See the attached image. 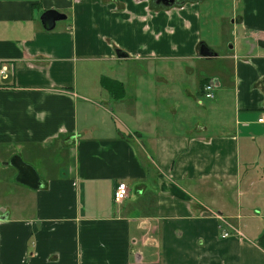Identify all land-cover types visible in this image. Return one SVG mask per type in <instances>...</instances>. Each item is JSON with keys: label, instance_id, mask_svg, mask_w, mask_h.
<instances>
[{"label": "crops", "instance_id": "0c3cea01", "mask_svg": "<svg viewBox=\"0 0 264 264\" xmlns=\"http://www.w3.org/2000/svg\"><path fill=\"white\" fill-rule=\"evenodd\" d=\"M0 60V264H264V0H0Z\"/></svg>", "mask_w": 264, "mask_h": 264}, {"label": "rangeland", "instance_id": "374dc122", "mask_svg": "<svg viewBox=\"0 0 264 264\" xmlns=\"http://www.w3.org/2000/svg\"><path fill=\"white\" fill-rule=\"evenodd\" d=\"M224 13V16L229 17V13L231 12V10H222ZM215 20H217V17L215 15L212 16ZM221 26L219 24V22L217 23V27ZM219 28V27H218ZM223 29L219 28V30H217V36L220 37L221 33H222ZM199 66H205V68H207L205 70L206 73H213V70L215 68L214 64H203ZM201 75V74H200ZM199 75H197L198 78ZM196 78V79H197ZM194 79L190 78V82L189 84L191 85ZM191 87H193V84L191 85ZM190 87V88H191ZM201 102V103H200ZM200 104H204L206 105L207 103H209V100L205 99V98H200L199 100ZM190 118H192L193 120L196 119V114H187ZM32 191H30L29 189H26L24 187H22L21 185L17 184L15 182V180L13 179L12 182H10L9 184H6L5 186H0V214H2L3 209L9 207L10 209H17L21 206V202L27 200V201H31L32 200ZM29 210H31L32 208H28Z\"/></svg>", "mask_w": 264, "mask_h": 264}, {"label": "built area", "instance_id": "2783aa9c", "mask_svg": "<svg viewBox=\"0 0 264 264\" xmlns=\"http://www.w3.org/2000/svg\"><path fill=\"white\" fill-rule=\"evenodd\" d=\"M13 65L10 62L0 60V90L7 86V82L13 74ZM204 98L210 100L214 96V85L209 83L203 88ZM259 123L264 124V117L259 120ZM129 198V190L125 183H119L114 191V201L122 203ZM228 235L226 234L225 237Z\"/></svg>", "mask_w": 264, "mask_h": 264}, {"label": "water", "instance_id": "95a60500", "mask_svg": "<svg viewBox=\"0 0 264 264\" xmlns=\"http://www.w3.org/2000/svg\"><path fill=\"white\" fill-rule=\"evenodd\" d=\"M163 4L165 6H174L176 5V0H157V4ZM64 17L62 15H60L59 13L55 12V11H49L46 12L43 16H42V24L44 26V28L48 31H51L55 28V25L58 21L63 20ZM201 56L203 58H212L213 57V53L210 52V50L206 47V46H202L201 48ZM14 166L20 171L22 172L24 169H29L27 166H24L21 163H14ZM25 181H23V183L28 184V186L30 187H35V182H36V175L32 176H27L25 175ZM24 178V177H23Z\"/></svg>", "mask_w": 264, "mask_h": 264}, {"label": "trees", "instance_id": "16d2710c", "mask_svg": "<svg viewBox=\"0 0 264 264\" xmlns=\"http://www.w3.org/2000/svg\"><path fill=\"white\" fill-rule=\"evenodd\" d=\"M102 86L109 91L114 100H121L125 96L124 85L120 82L113 81L110 79H103Z\"/></svg>", "mask_w": 264, "mask_h": 264}, {"label": "flooded vegetation", "instance_id": "af4514ba", "mask_svg": "<svg viewBox=\"0 0 264 264\" xmlns=\"http://www.w3.org/2000/svg\"><path fill=\"white\" fill-rule=\"evenodd\" d=\"M182 1H184V0H176V3L178 4V3L182 2ZM156 3H157V0H156Z\"/></svg>", "mask_w": 264, "mask_h": 264}]
</instances>
